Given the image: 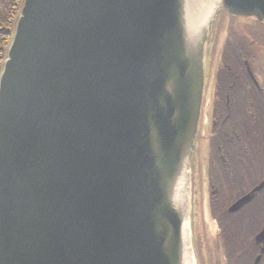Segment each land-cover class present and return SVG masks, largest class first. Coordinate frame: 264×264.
I'll list each match as a JSON object with an SVG mask.
<instances>
[{
    "label": "water",
    "instance_id": "95a60500",
    "mask_svg": "<svg viewBox=\"0 0 264 264\" xmlns=\"http://www.w3.org/2000/svg\"><path fill=\"white\" fill-rule=\"evenodd\" d=\"M223 11L264 24V0H24L0 75V264H195Z\"/></svg>",
    "mask_w": 264,
    "mask_h": 264
},
{
    "label": "flooded vegetation",
    "instance_id": "af4514ba",
    "mask_svg": "<svg viewBox=\"0 0 264 264\" xmlns=\"http://www.w3.org/2000/svg\"><path fill=\"white\" fill-rule=\"evenodd\" d=\"M235 23L239 25L238 22ZM255 28L260 30L259 34L253 36L255 40L236 42L233 45L234 49L241 46L238 51H235L236 49L231 51V56L233 60H237L236 66L239 68V84L231 82L232 77L228 76L231 74L234 77L231 67L220 68L214 80V93L209 110L212 118L211 126L217 123L218 116L223 111L232 115L233 120L238 123L239 131L229 132L230 140L227 146L233 144L231 140L234 138L245 145L240 146L239 163L227 165L219 161L215 162L213 159L208 162L206 168L207 186L204 184V191L208 194L207 202L211 203L212 211L214 210L220 219L217 224L222 227L221 232L218 233L221 244L229 255L235 250L239 251L237 259L227 258L226 264H255L263 248V243L257 244L255 239L264 228V188L247 206L236 212L229 211L231 205L264 181V75H257L254 72L255 67L260 66L264 69V66L257 64L258 56L250 58L245 55V53L251 55L257 48L259 53L263 52V29L259 26ZM228 47L225 42L221 52L227 54ZM233 70L235 72L234 68ZM248 71L251 72V76ZM227 146L225 153L231 152ZM250 174L256 177V185L252 184V187L248 185L253 179L247 178ZM199 175L200 171L199 174L195 173L194 199L199 189ZM257 264H264V252Z\"/></svg>",
    "mask_w": 264,
    "mask_h": 264
},
{
    "label": "rangeland",
    "instance_id": "374dc122",
    "mask_svg": "<svg viewBox=\"0 0 264 264\" xmlns=\"http://www.w3.org/2000/svg\"><path fill=\"white\" fill-rule=\"evenodd\" d=\"M223 19V18H222ZM241 23V22H240ZM242 24V23H241ZM236 29H235V28ZM218 33V32H217ZM259 34L254 29H249L248 27H245L244 24L242 26L234 23L230 24L229 21L222 20V23L220 25V35L219 37L215 36L214 45L212 47L211 51V60H210V67L212 70L211 76H210V82H209V90L207 93V102H206V108H205V123H204V130L201 134V141L199 143V156L196 162V173H198V165H199V171L200 180L199 183V189L197 196L194 200V208H193V217L191 222V242H192V248H194V252L197 258L198 264H226L225 262V248L221 244V237L218 235V230L216 228V225L214 223V219L210 214V211L207 207V197L208 194H205L204 191V184L207 186V182H205L206 178V168L207 164L209 162L208 152H209V139L212 136L211 131V123L212 118L210 117L211 113L209 110H211V103L213 99V93H214V80L216 77V74L218 70L222 67H231V70L234 74V77L231 74H228V76L232 77L231 82H237L239 81V71L236 66L237 60H233L231 56L232 49L235 51H238V48L241 46H238V48L234 49V44L236 42H240L242 40H255L254 35ZM227 42L228 44V50L226 56L221 55L222 48L224 46V43ZM263 45V44H262ZM247 57H256L258 56V65L264 66V46H263V52L260 51L258 48L252 52L251 55H247ZM235 69V72L232 68ZM210 70V72H211ZM255 74L257 75H264V69H262L260 66L255 67L254 69ZM236 84V83H235ZM208 89V86H207ZM261 122V121H260ZM237 144V143H236ZM232 146H235L234 144ZM240 146H245L244 143L238 144V146H235L237 149V154L239 155V149ZM214 164V162H213ZM257 209V207H256ZM218 214H216V217Z\"/></svg>",
    "mask_w": 264,
    "mask_h": 264
},
{
    "label": "trees",
    "instance_id": "16d2710c",
    "mask_svg": "<svg viewBox=\"0 0 264 264\" xmlns=\"http://www.w3.org/2000/svg\"><path fill=\"white\" fill-rule=\"evenodd\" d=\"M7 3V5H3L2 8H0V25L7 24L6 27L10 26V13L17 14L22 0H3ZM14 16V17H15ZM13 19V18H12ZM12 20V24H13ZM0 39L4 40V42L0 41V68L2 66V60L5 56V46L7 45V41L9 39V35H3L0 32ZM234 117L231 115H228L225 111H223L218 116L217 123L212 127V136L210 139V151H211V159L216 161H219L222 164H226L225 162L229 163H239V157L240 155L237 154V149L235 146H238L240 144L239 140L237 138H234L231 140L235 146H227V142L230 140L228 138L229 132L231 130L233 131H239L238 123L233 120ZM229 143V142H228ZM237 143V144H236ZM230 145V144H229ZM229 147L231 149V152L224 153V150ZM223 158V159H222ZM225 161V162H224ZM227 169V167H226ZM225 169V170H226ZM243 171V169H241ZM248 171V170H247Z\"/></svg>",
    "mask_w": 264,
    "mask_h": 264
},
{
    "label": "bare ground",
    "instance_id": "6f19581e",
    "mask_svg": "<svg viewBox=\"0 0 264 264\" xmlns=\"http://www.w3.org/2000/svg\"><path fill=\"white\" fill-rule=\"evenodd\" d=\"M215 0H188V4L190 6V8H193L195 6L199 5H203L204 7H206V5L208 4H213Z\"/></svg>",
    "mask_w": 264,
    "mask_h": 264
}]
</instances>
